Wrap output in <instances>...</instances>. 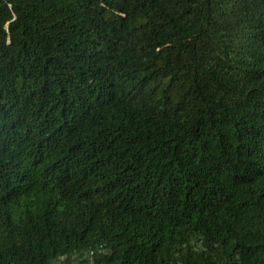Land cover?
<instances>
[{
	"label": "trees",
	"instance_id": "16d2710c",
	"mask_svg": "<svg viewBox=\"0 0 264 264\" xmlns=\"http://www.w3.org/2000/svg\"><path fill=\"white\" fill-rule=\"evenodd\" d=\"M0 264H264V0H0Z\"/></svg>",
	"mask_w": 264,
	"mask_h": 264
}]
</instances>
